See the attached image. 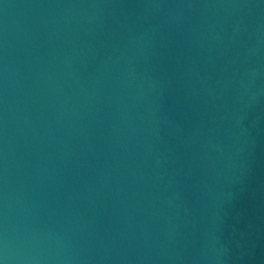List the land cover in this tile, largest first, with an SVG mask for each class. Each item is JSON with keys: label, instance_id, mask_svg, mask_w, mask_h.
Returning a JSON list of instances; mask_svg holds the SVG:
<instances>
[{"label": "water", "instance_id": "water-1", "mask_svg": "<svg viewBox=\"0 0 264 264\" xmlns=\"http://www.w3.org/2000/svg\"><path fill=\"white\" fill-rule=\"evenodd\" d=\"M0 264H264V0H0Z\"/></svg>", "mask_w": 264, "mask_h": 264}]
</instances>
